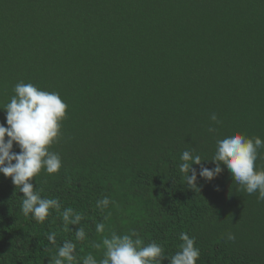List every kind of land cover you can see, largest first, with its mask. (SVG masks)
Listing matches in <instances>:
<instances>
[{"label":"trees","instance_id":"1","mask_svg":"<svg viewBox=\"0 0 264 264\" xmlns=\"http://www.w3.org/2000/svg\"><path fill=\"white\" fill-rule=\"evenodd\" d=\"M20 82L68 105L50 147L62 167L30 182L84 219L65 231L54 209L43 224L25 216L24 194L0 172V264H51L65 240L76 243L78 264L89 253L99 260L101 222L103 235L134 229L145 245H161L163 264L181 233L195 238L197 264H264L259 192L240 191L223 163L211 181L193 164L200 191L180 172L186 150L214 169L217 140H264V0H0L5 127L4 107ZM256 167H264V147ZM104 197L112 203L101 212ZM52 232L56 245L47 240Z\"/></svg>","mask_w":264,"mask_h":264},{"label":"clouds","instance_id":"2","mask_svg":"<svg viewBox=\"0 0 264 264\" xmlns=\"http://www.w3.org/2000/svg\"><path fill=\"white\" fill-rule=\"evenodd\" d=\"M14 93L4 107L8 127L0 124V172L11 177L17 189L24 194L21 210L25 216L31 214L35 221L43 224L50 215V209H54L62 216L64 229L67 231L69 225H80L83 215L71 207L61 211L59 199L42 198L40 192L43 189L36 190L30 181L42 170H46L49 175L59 173L62 167L61 157L50 151V147L59 142L61 122L67 117L68 105L59 93L40 90L31 83H17ZM210 119L214 124L222 123L215 113ZM208 131L214 133L217 129L209 127ZM6 137L9 138L7 141ZM14 142L21 149L19 153L13 152ZM262 147L264 140L260 137H226L217 140L215 155L211 159L216 164L214 169L203 167L201 156L194 155V150H186L181 156L183 163L180 164V172L185 174L188 188L200 191L193 164L201 165L199 175L211 181L222 173L223 163L233 174L240 191L248 194L258 191V200L264 201V167L259 170L256 167L258 149ZM111 203L108 197H104L97 201V207L103 212ZM105 230L103 222L96 224L100 242H94L93 247L102 251L101 258L98 260L89 253L83 258V264H163L166 258L163 247L156 242L145 245L136 230L122 235L115 231L110 235H103ZM74 232L77 241L86 239L83 227ZM226 239L234 241L235 235L227 233ZM47 240L56 245V233H50ZM180 240L183 243L179 245V250L174 255L167 256L171 264H197L200 250L195 246V238L181 233ZM76 247L73 241L65 240L58 253L51 257V264H78Z\"/></svg>","mask_w":264,"mask_h":264}]
</instances>
